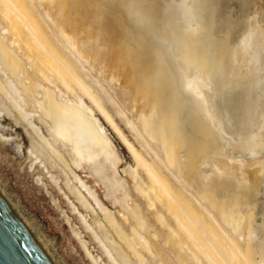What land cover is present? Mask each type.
I'll use <instances>...</instances> for the list:
<instances>
[{"label": "bare ground", "instance_id": "1", "mask_svg": "<svg viewBox=\"0 0 264 264\" xmlns=\"http://www.w3.org/2000/svg\"><path fill=\"white\" fill-rule=\"evenodd\" d=\"M232 6L0 0V118L25 130L37 182L48 197L53 185L101 250L94 256L70 228L92 264H264V224L255 226L264 21L255 12L231 20ZM103 124L134 165L124 167ZM2 132L24 156L22 140ZM0 195L58 264L1 187Z\"/></svg>", "mask_w": 264, "mask_h": 264}, {"label": "rangeland", "instance_id": "2", "mask_svg": "<svg viewBox=\"0 0 264 264\" xmlns=\"http://www.w3.org/2000/svg\"><path fill=\"white\" fill-rule=\"evenodd\" d=\"M234 3H237L236 5H238V7L235 6ZM232 9L230 11L232 16L229 15L230 17H236L230 18L231 20H235L239 16L241 18L239 19L238 17L236 20L243 22L250 13L255 12L258 14L260 21H264V0H236V2L233 0ZM116 107L117 106H115L114 109H116ZM117 117L119 123H121L122 118L120 116ZM101 122L103 123V121ZM103 125L107 130V134H109L110 138L115 143L119 156L124 160V167L127 168V166L134 165L131 154L116 133L109 126ZM0 126L3 127L2 133L6 137L11 138L16 136L20 141L22 140L21 142L25 153L24 156L18 154L12 146L6 144V142L0 138V187L4 190L6 197L11 203L16 206L18 212L27 220L33 230L36 231L35 233L40 236L39 239L42 243L46 244H44V246L47 248L49 254L53 256L58 264H92L72 233V229H70L72 226H77L81 232H83L84 238L89 242L93 255L96 257H103L95 241L87 234L77 217L72 214L67 202L53 185L47 181L49 193L52 194H49L50 197H48V192L37 182V177L39 176L38 171L34 172L30 168L31 163L28 160L27 150L30 144L25 130L20 126H16L14 121L8 116L6 119L0 118ZM121 127L129 139L133 143H136L135 138L131 135L126 125L122 124ZM56 174L59 176L58 172ZM78 175L84 181H87L89 186L95 189L98 197L104 199L103 190L101 187L95 185L93 179L86 177L87 175L83 173H79ZM59 203L61 204V208L58 206ZM263 205L264 201L262 200L257 206L255 226L264 224ZM111 209L116 212L112 206ZM62 212H64V215ZM262 213L263 216L261 215V218L259 215ZM65 214L71 218L72 223L70 226L69 223H67L68 221L65 218ZM259 238L262 239L263 237L259 236Z\"/></svg>", "mask_w": 264, "mask_h": 264}, {"label": "water", "instance_id": "3", "mask_svg": "<svg viewBox=\"0 0 264 264\" xmlns=\"http://www.w3.org/2000/svg\"><path fill=\"white\" fill-rule=\"evenodd\" d=\"M0 224V264H52L1 195Z\"/></svg>", "mask_w": 264, "mask_h": 264}, {"label": "snow or ice", "instance_id": "4", "mask_svg": "<svg viewBox=\"0 0 264 264\" xmlns=\"http://www.w3.org/2000/svg\"><path fill=\"white\" fill-rule=\"evenodd\" d=\"M0 228H3V225L2 224H0ZM0 243H2V241H0Z\"/></svg>", "mask_w": 264, "mask_h": 264}]
</instances>
